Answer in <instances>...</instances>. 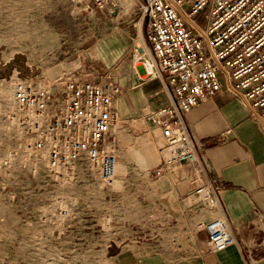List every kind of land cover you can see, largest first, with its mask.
<instances>
[{
    "label": "built area",
    "instance_id": "1",
    "mask_svg": "<svg viewBox=\"0 0 264 264\" xmlns=\"http://www.w3.org/2000/svg\"><path fill=\"white\" fill-rule=\"evenodd\" d=\"M90 1L99 10L133 7L141 20L145 18L146 48L134 46L125 60L135 72L140 66L145 78L159 81L166 103L126 120L113 103L121 88L110 71L93 80L70 73L52 79L41 74L16 76L7 94L0 91V143L5 139L7 147L0 169L16 165L32 176L42 170L62 180L87 176L104 197H110L119 157L109 139L131 122H149L163 141L156 146V165L143 170L145 176H160L170 164L192 166L205 177L192 197L214 212L197 224L206 233L207 252L236 244L221 200L222 185L209 175L186 115L226 84L264 124V0ZM201 12L206 18L203 25L196 21ZM154 145L147 139L135 150ZM126 152L131 153L130 148Z\"/></svg>",
    "mask_w": 264,
    "mask_h": 264
},
{
    "label": "rangeland",
    "instance_id": "2",
    "mask_svg": "<svg viewBox=\"0 0 264 264\" xmlns=\"http://www.w3.org/2000/svg\"><path fill=\"white\" fill-rule=\"evenodd\" d=\"M121 11L128 19L139 14L133 7ZM109 12L90 0H0V91L7 94L22 74L52 79L70 73L84 79L97 66L115 62L116 39L128 44L121 61L134 46L145 49V18L142 34L127 31L126 36L114 28ZM196 21L205 24L204 12ZM134 137L128 136L131 153L124 162L119 159L110 197L87 176L62 180L42 170L32 176L16 165L0 169V264H116L107 255L131 247L139 237L147 241L155 225L146 207L133 205L130 175L138 167L151 168L156 151L150 146L135 150L140 142Z\"/></svg>",
    "mask_w": 264,
    "mask_h": 264
},
{
    "label": "crops",
    "instance_id": "3",
    "mask_svg": "<svg viewBox=\"0 0 264 264\" xmlns=\"http://www.w3.org/2000/svg\"><path fill=\"white\" fill-rule=\"evenodd\" d=\"M121 12H109L119 34H142L139 14L128 19ZM118 43V39L112 43L115 62L97 66L100 69L84 79L93 80L110 71L121 88L114 106L123 119L132 120L167 100L158 80L145 78L141 68L137 67L135 72L128 61L120 60L128 44ZM186 122L201 146L209 175L222 185L221 200L234 228L236 244L217 253L207 252L206 233L197 224L211 218L214 212L204 203L191 201L205 177H199L188 164L175 163L164 166L161 175L151 179L139 167L137 173L133 169L132 203L148 209L154 232L147 241L139 237L131 247L117 249L107 257L114 258L116 264H264V124L251 116L226 84L220 93L194 107L186 115ZM130 134L138 142L152 139L155 151L163 141L159 129L149 122L139 120L118 128L109 144L123 162ZM151 156L153 168L158 154ZM161 219L165 223L161 224Z\"/></svg>",
    "mask_w": 264,
    "mask_h": 264
},
{
    "label": "bare ground",
    "instance_id": "4",
    "mask_svg": "<svg viewBox=\"0 0 264 264\" xmlns=\"http://www.w3.org/2000/svg\"><path fill=\"white\" fill-rule=\"evenodd\" d=\"M23 75V74H22ZM13 79L12 77H10L9 79L7 78V82L10 83V80ZM3 91V89L1 90Z\"/></svg>",
    "mask_w": 264,
    "mask_h": 264
}]
</instances>
